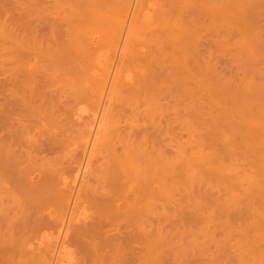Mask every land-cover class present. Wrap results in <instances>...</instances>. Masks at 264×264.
I'll return each mask as SVG.
<instances>
[{
  "label": "rangeland",
  "instance_id": "rangeland-1",
  "mask_svg": "<svg viewBox=\"0 0 264 264\" xmlns=\"http://www.w3.org/2000/svg\"><path fill=\"white\" fill-rule=\"evenodd\" d=\"M120 1L0 0V264H264V0Z\"/></svg>",
  "mask_w": 264,
  "mask_h": 264
},
{
  "label": "bare ground",
  "instance_id": "bare-ground-1",
  "mask_svg": "<svg viewBox=\"0 0 264 264\" xmlns=\"http://www.w3.org/2000/svg\"><path fill=\"white\" fill-rule=\"evenodd\" d=\"M106 1V0H105ZM119 1V3H121V1L120 0H118ZM123 1V0H122ZM126 1V0H125ZM125 1H123L124 2V8H125V10H126V12H127V14L125 13V10H124V8H123V10H124V14L123 13H121V15H120V13H119V11H117L118 10V7H116V9L117 10H115L116 11V13L118 12V14L121 16V18L123 19V23H122V25H121V30H120V36H119V39L121 40H119L120 42L118 43V45L116 46L117 47V50L116 51H118V53H119V51H121L122 52V49L124 50V49H126V46L125 45H123V43L125 44V39L124 40H122L123 39V34L122 33H125V31H126V29L128 28V26H129V24H130V26L133 24L134 26H135V21H134V19H133V21L130 23V21H131V17H132V14H133V10L131 11V9L133 8L134 9V6L131 8L130 6L132 5V3H133V1L131 0H127L126 1V3H125ZM139 1V0H138ZM127 3H128V5H127ZM126 4V5H125ZM139 3H137L136 5H138ZM121 5V4H120ZM120 5H119V9H120ZM117 6V5H116ZM126 6L128 7V10L130 11V15H128L129 14V11L127 10V8H126ZM129 7H130V9H129ZM112 9H113V7H111ZM136 8V7H135ZM122 10V11H123ZM114 11V10H113ZM141 12V11H140ZM143 13V12H142ZM142 13H140L139 14V19H140V16H142L141 14ZM118 14H116L117 16H118ZM125 15H126V18H125ZM134 15V14H133ZM135 15H137V13L135 14ZM130 16V17H129ZM134 18V17H133ZM136 25H139V22H138V24H137V22H136ZM125 26H127V27H125ZM133 27V26H132ZM136 27V26H135ZM134 28V27H133ZM123 30H125V31H123ZM132 30V29H131ZM121 31H122V33H121ZM134 32V31H133ZM127 35H128V33H127ZM130 35V34H129ZM125 37H127L126 35H125ZM130 36H128V38H129ZM123 46H125V47H123ZM115 47V48H116ZM115 53V52H114ZM123 53V52H122ZM115 60V59H114ZM114 60H113V62H114ZM121 60V59H120ZM112 64V63H111ZM120 64V63H119ZM111 67V66H110ZM113 67V70L115 69V64H114V66H112ZM112 69V68H111ZM110 69V70H111ZM108 73V72H107ZM107 75V74H106ZM116 76V75H115ZM106 77V76H105ZM107 78V84L104 86V88H102V90H103V94H102V105H104L105 103H107V102H109L110 101V99H109V96L107 95V92H108V90H109V86H110V84H111V82H112V79H113V72L112 73H109L108 74V77H106ZM106 83V82H105ZM114 83V82H113ZM117 84V83H116ZM113 85V84H112ZM112 87V86H111ZM114 87V86H113ZM111 90V89H110ZM108 96V97H107ZM111 102V101H110ZM106 107H107V104L105 105ZM105 107V108H106ZM104 108V110L103 111H105L106 109ZM105 114V113H104ZM96 116H97V114H96ZM262 116H264V114L262 115ZM99 117H100V114H99V116H98V118L96 117V119L94 120V124H92V125H95L96 127H95V132H93L94 134L92 135V133H90L91 135H92V137H91V139H90V144H91V148H92V145H93V147L96 145V139L94 140V136H95V133H96V130H98V132H100V128H102L101 127V125H100V127H99V129H97L98 128V126H99ZM260 117V116H259ZM102 120H104V119H102ZM104 122V121H103ZM92 127H94V126H92ZM263 131H264V129H263ZM98 134V133H97ZM89 137H90V135H89ZM94 142V143H93ZM95 144V145H94ZM89 146V145H88ZM93 149V148H92ZM91 149V150H92ZM87 164H89V163H87ZM82 165V164H81ZM84 165V164H83ZM80 166V165H79ZM78 166V167H79ZM86 165H84V167L82 166V167H79L80 169V175H78V177H77V174H76V177H75V182H74V184H77L78 186H76L75 187V185H74V187L75 188H78L79 186L81 187V184L84 182V180H86L85 178H86V176H87V169L88 168H86L85 167ZM77 171H78V169H77ZM76 171V172H77ZM77 182V183H76ZM73 184V183H72ZM84 184V183H83ZM68 186V185H67ZM71 186V185H70ZM71 188V187H70ZM73 188V187H72ZM75 188H73V189H75ZM78 192V191H77ZM71 194V193H70ZM79 194V193H78ZM72 195V194H71ZM68 199H69V197H68ZM76 199V198H75ZM71 201V200H70ZM67 204H68V202H67ZM70 204H71V202H70ZM75 205V204H74ZM69 206V205H68ZM67 206V207H68ZM75 207V206H74ZM70 208V207H69ZM66 210H68L67 208H66ZM76 210V209H75ZM73 211H74V209H73ZM66 212L67 211H65V213L64 214H66ZM68 213V212H67ZM73 213H75V211L74 212H72V214H70V212H69V214H70V216H66L65 218H64V220H63V222H61L62 223V229L60 228L59 230H61V233H60V236H59V238H58V240L57 241H55V245L58 247V246H61V244H63L62 242H64L65 240H66V238H67V236H68V230L70 229V226H71V224H72V221H73ZM77 213V212H76ZM83 213H81V215H82ZM85 215V214H84ZM76 216V215H75ZM74 216V217H75ZM82 217H83V215H82ZM81 218V217H80ZM79 219V218H78ZM82 219V218H81ZM78 220H76V222H77ZM75 222V223H76ZM74 224V223H73ZM74 226V225H73ZM61 227V226H60ZM59 235V234H58ZM64 240V241H63ZM67 242V241H66ZM53 244V243H52ZM64 245V244H63ZM53 246V245H52ZM54 248H55V246H53ZM53 248V249H54ZM59 248V247H58ZM55 249H57V248H55ZM55 249H54V251H55ZM64 247H63V249H61V252L60 253H58V255H59V257H57L58 258V260H57V263L56 264H61V263H63V261H64V258H63V254H64ZM57 251V250H56ZM54 254H56L55 252H53ZM67 258V257H66ZM53 259V258H52ZM65 262V261H64ZM68 263V262H67ZM65 264V263H64Z\"/></svg>",
  "mask_w": 264,
  "mask_h": 264
}]
</instances>
